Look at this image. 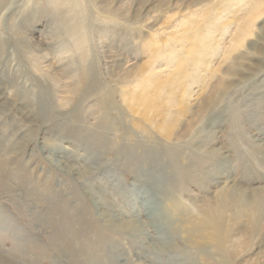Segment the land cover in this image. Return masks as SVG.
Listing matches in <instances>:
<instances>
[{"label":"rangeland","instance_id":"374dc122","mask_svg":"<svg viewBox=\"0 0 264 264\" xmlns=\"http://www.w3.org/2000/svg\"><path fill=\"white\" fill-rule=\"evenodd\" d=\"M0 138V258L14 264H81L54 236L55 199L92 239L112 202L158 226L202 219L221 191L263 196L264 0H0ZM208 156L181 185L173 166ZM185 220L175 241L196 264H264V219L232 223L230 259L206 233L184 241ZM156 240L140 264H181Z\"/></svg>","mask_w":264,"mask_h":264},{"label":"bare ground","instance_id":"6f19581e","mask_svg":"<svg viewBox=\"0 0 264 264\" xmlns=\"http://www.w3.org/2000/svg\"><path fill=\"white\" fill-rule=\"evenodd\" d=\"M72 1L78 2V0H72ZM74 31L76 33L80 31V24L76 25ZM216 92L218 93V90L215 91V93ZM38 107L43 109V106H38ZM212 107L215 106H210L209 104L207 106H200V111L197 114L199 115L198 118L202 117L208 110H211ZM180 123H181L180 119H177L175 120L174 125L180 126ZM98 125H99L98 131L94 133V136L96 137L99 136L100 134L103 136L102 132L103 131L105 132V130L107 129L105 128V126H107L105 120L101 121V124ZM106 131H108V129ZM97 140L100 142L99 139ZM98 145L99 148H101L102 150L105 149L104 148L105 146H102L100 143ZM0 146H2L1 147L2 152L0 150V168L2 169L6 163V161L4 160L7 158L6 154L8 152L12 153V151L4 147L3 138H0ZM127 158L130 157L127 156ZM207 159L208 160L194 158V157L193 159L185 158V160L187 161L190 160L188 162L189 166L184 165L183 167L179 168L178 166L176 167L174 165L173 166L174 171L177 172L179 176L182 178L179 183L182 185V181L184 180H190V179L194 180V178H192V175L195 174L194 172L199 171L200 173L199 168L201 166L212 163V161H210L212 159L210 156H208ZM54 164L58 167L60 166L56 162H54ZM63 169L64 168H61V170ZM201 175L202 173L198 175L197 178L199 179ZM236 192L238 193H236V196L234 197L232 194L229 195L225 191L219 192L217 194L215 203L213 204L211 202H208L207 203L208 208L206 210L201 211V213H203L202 219H196V220L194 219V221H191L190 218L191 215H189L187 212H183L182 210H179L182 212L181 213L182 215H180L179 217H174V216L173 217L178 220L179 218L188 219V221L185 220L183 224L184 227L188 230L187 232H185L186 239H184V241L190 243L196 236H199V239L200 238L202 239L203 236L208 234L206 236L208 237L209 240L206 241L210 242L212 240L214 245L213 248H215V250H217L218 253L221 256H223L225 259H230L231 256H233V251H234L233 249L237 246V244H233L234 226L232 225V223H234V225L238 223L245 224L247 220L249 225L253 226L254 227L253 229L254 230L256 229L255 231H258L261 226L260 223L264 219V195L262 196V194H259L256 191L253 192L256 194L253 195L251 200H246V198L242 197L245 195H242L241 191L237 190ZM113 203L114 202H112V204ZM50 204L51 205L49 206L47 211V217L48 218L52 217L53 221L57 220V224L55 223L56 226L55 229L53 230L54 233L56 232L54 236H56V238H60V241L62 240L68 241V239H70V241L73 240V242L76 243L77 246L72 249L73 253H71V257L73 259H76V257L79 256L82 260L81 264H120V261L123 262L122 264H140L142 261H144V259L146 261V259L149 258L145 256V252L146 250L148 251L149 241H151V235L153 232H154V236L157 237V240L155 241L156 244L152 246V250L157 251L158 252L157 254L159 253L162 254L165 251H170L172 255L174 254L177 257L178 261L181 262L182 260L181 264H196L195 263L196 257H193L189 253H186L187 250L184 249L183 247L178 246L179 245L178 242L175 241V238L180 233L179 231H181L183 227L181 226V224H179V222L176 226L174 224L175 219H169V218L159 219L160 222L158 223L159 224L158 226L154 224H147V222L145 221H143L144 223L139 221L142 224V228H141L140 226H137L139 222L136 221L135 224L127 223V221L124 220L123 217L125 216L124 214H122L123 216H121V214L117 215L116 210L118 209H116V207L111 208L112 204L110 203L108 205L110 213L109 214L106 213V215L104 216V219L108 223H110L109 224L110 226L109 227L107 226V229L110 228L109 232L108 230L107 231L105 230L106 233L104 231L102 233L97 232L98 233V234L96 233L97 236L93 235L94 237H92L91 239V237H89L91 231L89 232L90 233L89 235L87 233L88 231L82 233L83 230L81 231L80 229H78V226L74 223V219H72L73 217L72 211L75 210L71 209L72 210L71 211L69 207L67 211V209L64 207L65 205L63 207H59L60 205H62V203H60V201L56 199L54 201H51ZM52 220L49 219L48 222L49 221L52 222ZM162 220L164 221L163 223ZM229 223L232 226H230ZM171 224H172V228L170 227ZM147 226H149L150 230L148 228L146 229ZM138 227H140L141 229H138ZM60 230L62 231V233L60 232ZM150 231H152L151 234ZM180 236L182 237L183 235ZM206 236L204 238H207ZM97 237L100 238V241L97 239ZM204 238L202 240L205 242ZM138 239H141L147 247L139 248ZM160 242L162 243V247H158V243ZM193 243L195 242L193 241ZM128 247L130 249L129 251H127ZM198 249L199 250L201 249L200 245ZM141 257L142 259H140ZM171 259H173V257ZM153 260H150L147 264H152L154 262ZM0 264H14V263H12L11 261H5L1 257Z\"/></svg>","mask_w":264,"mask_h":264}]
</instances>
